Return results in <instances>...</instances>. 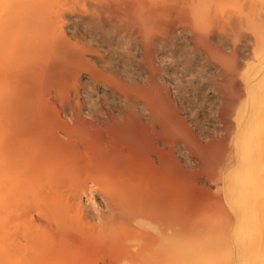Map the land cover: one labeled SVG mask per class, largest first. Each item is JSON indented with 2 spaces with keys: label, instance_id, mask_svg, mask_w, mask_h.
<instances>
[{
  "label": "bare ground",
  "instance_id": "bare-ground-1",
  "mask_svg": "<svg viewBox=\"0 0 264 264\" xmlns=\"http://www.w3.org/2000/svg\"><path fill=\"white\" fill-rule=\"evenodd\" d=\"M111 5L0 0V264H264V0H175L147 43ZM205 129L222 203L182 224Z\"/></svg>",
  "mask_w": 264,
  "mask_h": 264
},
{
  "label": "rangeland",
  "instance_id": "rangeland-1",
  "mask_svg": "<svg viewBox=\"0 0 264 264\" xmlns=\"http://www.w3.org/2000/svg\"><path fill=\"white\" fill-rule=\"evenodd\" d=\"M112 5H111V7L112 8H114V9H117V7L119 8V6H117L115 3H111ZM120 9V8H119ZM168 25V23L167 22H164V26H167ZM115 47V46H114ZM113 46H112V49L114 48ZM183 48V47H182ZM181 47H179V48H172L171 50H173L174 51V49H177V51L175 50V53L177 52H179L178 53V55H180V57H182V59H186L187 60V58H185L186 57V55L185 54H188L189 52H188V50L187 49H185V47L183 48V51L181 50L182 49ZM180 49V50H179ZM170 52V53H169ZM104 53V52H103ZM102 53V54H103ZM167 53H169V56H168V58L169 57H171V58H169V59H167L168 60V63L170 64H172V66L174 67V69H182L183 67L182 66H179L177 63H175L178 59L176 58V57H174V55L173 54H175L174 52L173 53H171V51H170V49H168L167 50ZM182 54V55H181ZM184 55V56H183ZM104 56H105V54H104ZM137 56H138V53H137ZM176 58V59H175ZM138 59V61H139V58H137ZM189 60V59H188ZM175 61V62H174ZM183 61H185V60H183ZM140 62V61H139ZM132 63H134V62H132ZM143 63V62H142ZM141 64V63H140ZM190 64L191 65H193L194 66V68H195V72H196V74H199L200 73V71L201 70H199L200 68L198 67H196V61L195 60H191V62H190ZM165 65H168L167 63H165ZM220 65H222L223 67H224V69H227V71H229V66H228V64H226V63H224V64H222V63H220ZM131 67V66H130ZM179 67V68H178ZM127 68H129V67H127ZM131 68H133V67H131ZM131 68H129V70L130 71H133L134 69H135V67L133 68V70L131 69ZM197 69H198V73H197ZM162 71H163V69H162ZM228 74H230V73H228ZM228 74H227V76H228ZM163 75H165V73H164V71H163ZM229 76H232L231 74L229 75ZM233 77V76H232ZM210 78H212V77H210ZM228 78V80H230L231 79V77L229 78V77H227ZM198 83V82H197ZM196 83V84H197ZM201 84L200 83H198V85H195V87H193V88H190V89H186V91H185V96L184 97H186L185 98V102H187L186 103V105H191V107L193 108V107H195V108H197L198 107V109L201 111L200 112V114L199 115H201V121H195L192 125H193V127L195 128V129H200V128H202L203 129V126L201 125V123H205L206 121H208V122H211V121H213V120H215L216 119V121L218 120V119H220V121L222 120L221 118H220V116L218 117V115H220L219 114V112H218V109H222V108H216L215 109V107H213L212 105V103H213V101L212 100H210L209 98H207L206 99V97H205V93L203 92H201V90H199V86H200ZM197 86V87H196ZM192 90V91H191ZM198 91V92H197ZM55 92H53L52 93V95L54 94ZM202 94H203V96H202ZM222 93H220V95H221ZM55 95H56V97H58V95L55 93ZM55 95H53V97H55ZM196 96H197V99H196ZM163 99V98H162ZM160 100H161V98H160ZM207 100V101H206ZM206 101V102H205ZM198 104V106H196ZM177 106V108H179L180 106L179 105H176ZM202 106V107H201ZM214 108V109H213ZM180 110V109H179ZM203 111V112H202ZM205 111V112H204ZM206 111H208V112H206ZM209 111H211V112H209ZM180 113H183L182 111L180 112ZM207 113V114H206ZM216 113V114H215ZM218 113V114H217ZM206 114V115H205ZM202 115H204V116H202ZM217 116V117H216ZM209 118V119H208ZM218 118V119H217ZM203 119V120H202ZM206 121H205V120ZM190 121V120H189ZM202 121H204V122H202ZM219 121V122H220ZM224 121V120H223ZM222 122V121H221ZM225 122V121H224ZM222 127H224V125L223 124H220ZM206 130V132L207 133H209L210 135L212 134L211 133V129H205ZM218 136H220V135H215V134H212L211 135V137H210V139H208V140H204L203 138V141H201V138L199 139L200 140V142L201 143H198L197 141H195V142H197V143H189L187 140H182V143H183V141L188 145V146H190V149H191V151H192V153L194 154L195 153V157H196V167H195V170L194 171H188V170H186V168H184L183 166H180V165H183L182 163L181 164H179V163H177L178 165V169H177V173H179V174H177V180H176V186H177V188H178V190H180V194H178L179 195V205L181 206H179L178 208V210H180V212H181V215L179 214V216H180V218H179V221H180V223L182 222V224H191V223H193L192 222V218L188 215V213L191 211V208L193 209V210H199V208L201 207V208H205V207H209V202L211 201V200H213V201H211V202H213L215 205H217V206H220V203H222V198H220V196H221V194H220V192L218 193V191L216 190V189H214L216 186H214V185H216V184H219L218 182H220V178H221V174H222V172H223V164L225 163V161H224V163L222 162V161H220L221 159H224V160H226L225 158L229 155V151H230V148L231 147H229L230 145L228 144V145H224L223 144V142H222V139L221 138H219ZM215 137H217V138H215ZM213 139H214V141H213ZM219 142V144H218V142ZM213 142V143H212ZM214 143H215V145H214ZM222 143V144H221ZM196 144H198V145H200V146H195ZM195 147V149H194V147ZM202 145V146H201ZM149 146V145H148ZM219 146H221V147H219ZM225 146V147H224ZM149 147H151L150 149H149ZM149 147H147V146H145V148H144V150L146 151V154L147 155H150V154H152V146L150 145ZM198 147H200V148H198ZM203 147V148H202ZM219 147V148H218ZM226 147H228L229 148V150L226 148ZM147 148L149 149V150H151V151H147ZM221 148V149H220ZM199 149V150H198ZM220 150V151H218V152H216V150ZM223 149H225V150H223ZM200 150H202V151H200ZM210 152V155H209V152ZM228 151V152H227ZM205 152H206V154H205ZM208 152V153H207ZM223 152V153H222ZM148 153H150V154H148ZM228 153V154H227ZM202 154V155H201ZM226 154H227V156H226ZM218 155H220L221 157H219L218 158ZM201 156V157H200ZM204 156H208V157H204ZM224 156H226L225 158H224ZM205 158V159H204ZM217 158V159H216ZM202 159V160H201ZM219 159V160H218ZM204 160V161H203ZM212 160V161H211ZM217 161L218 160V162H215V161ZM212 162V163H211ZM221 164H220V163ZM204 163V164H203ZM217 165V169L215 168V164ZM203 164V165H202ZM206 164V165H205ZM209 164V165H208ZM211 165H213V166H211ZM176 166V165H175ZM181 167H183V168H181ZM205 167H207V168H205ZM214 168V170L216 169V171H214L213 170V168ZM197 168V169H196ZM211 168V169H210ZM222 171H221V170ZM186 170V171H185ZM205 170H208V171H205ZM183 171V172H182ZM212 171H213V174H212ZM187 172V173H186ZM189 172V173H188ZM205 172V173H204ZM183 173V174H182ZM198 173V174H197ZM219 173H221V174H219ZM181 174V175H180ZM187 176H188V178H187ZM211 176H213V178L211 177ZM217 178V179H216ZM185 179H186V181H185ZM188 179V180H187ZM201 180H203V181H201ZM214 180V181H213ZM218 180V181H217ZM190 181V182H189ZM200 181V182H199ZM205 181V182H204ZM215 181H217V183L215 182ZM186 182V183H185ZM195 182V183H194ZM202 182V183H201ZM190 183V184H189ZM212 183V184H211ZM183 185V186H182ZM185 185V186H184ZM192 185V186H191ZM209 185H211V187L209 186ZM180 186H182V187H185V189H183L182 187L180 188ZM204 186V187H203ZM207 187V188H206ZM180 188V189H179ZM187 188V189H186ZM198 188V189H197ZM202 188V189H201ZM183 189V190H182ZM177 190V191H178ZM190 192V191H192V192H188V191ZM203 190V191H202ZM210 190V191H209ZM216 190V191H215ZM209 191V193H207ZM182 192H184V194L182 193ZM188 192V193H187ZM210 192H212V193H210ZM187 194V195H186ZM204 194V195H203ZM213 194V195H212ZM214 194H219V195H216V196H218L217 198H216V196H214ZM211 195V196H210ZM207 196H210V197H207ZM214 196V197H213ZM181 197V198H180ZM222 197V196H221ZM207 198V199H206ZM220 200H219V199ZM211 199V200H210ZM184 200V201H183ZM209 201V202H208ZM98 202H100V200L98 199ZM185 202V204H183ZM204 202V203H203ZM218 203V204H216V203ZM220 202V203H219ZM212 203V204H213ZM182 204H183V206H182ZM204 204H205V206H204ZM213 204V206L212 207H215V205ZM198 205H200V206H198ZM189 206V207H188ZM183 207H186V210L185 209H183ZM194 207V208H193ZM200 208V209H201ZM189 210V211H188ZM185 211V212H184ZM183 212H184V215H182L183 214ZM186 213H187V217H188V220H185L184 218V216H186ZM182 218H183V220H182ZM184 221H185V223H184Z\"/></svg>",
  "mask_w": 264,
  "mask_h": 264
},
{
  "label": "clouds",
  "instance_id": "clouds-1",
  "mask_svg": "<svg viewBox=\"0 0 264 264\" xmlns=\"http://www.w3.org/2000/svg\"><path fill=\"white\" fill-rule=\"evenodd\" d=\"M115 3L123 12L125 24L139 29L144 41L150 42L158 31L159 25L166 18L167 10L175 0H105Z\"/></svg>",
  "mask_w": 264,
  "mask_h": 264
}]
</instances>
